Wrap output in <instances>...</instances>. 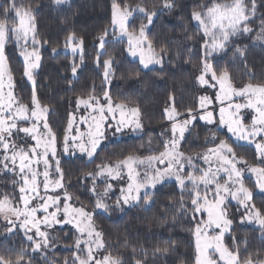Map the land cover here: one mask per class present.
Masks as SVG:
<instances>
[{"label":"snow or ice","instance_id":"snow-or-ice-1","mask_svg":"<svg viewBox=\"0 0 264 264\" xmlns=\"http://www.w3.org/2000/svg\"><path fill=\"white\" fill-rule=\"evenodd\" d=\"M51 2L55 6H60L67 3V0H51ZM162 6L171 9L175 6L174 0H162ZM0 9H2L0 15L4 17L0 19V172L11 173L18 177V180H13L12 183L14 187L18 186V199L23 205L22 208L17 207L14 196L8 194L0 196V215L10 225L6 230L11 232L18 226L26 230V235L32 232V235H27V239L32 242L33 250L36 251L47 248L51 243L52 237L46 229L55 224H73L80 233L74 245L77 250L74 253V264H123L119 256L113 257L111 253L98 256L100 250L106 246L102 233L94 226L92 211L86 210L83 205L76 207L70 203L73 197L66 189L63 197L59 194L46 195L49 190L51 167L49 157L50 155L55 157L57 143L56 134L45 116L49 109L39 103L35 87L32 91L31 107L21 103L12 91L15 85L10 74L7 83L9 90L6 94L4 92V76L8 59L5 55V45L9 39L14 38L20 48V55L24 62L23 75L32 81L33 85L35 84L32 70L38 67L40 61V55L36 49L40 41L35 32L34 9L31 6L26 7L22 0L19 3L17 0H5V3L0 5ZM256 10V0H211L210 4L201 2L195 5L191 12L192 20L197 23L205 37L202 44L204 58L201 74L197 77L198 81L202 85L216 87V84H210L205 79L211 73V79L216 81L220 88L215 96L216 101L220 103L225 100L231 101L233 96L246 98L247 101L244 104L237 103L234 107L229 103L228 107L220 108L219 126L226 127L233 143L223 139L198 157L186 155L180 150V142L184 139L187 126L197 117L191 115L192 110L189 109L190 119L178 121L177 117L181 114L176 112L174 106L166 107V118L173 121L172 136L162 142V151L146 157L128 155L115 164H100L97 165L95 172L85 173V178L92 180V186L88 190L95 197L94 208L104 212H108L113 206L120 208L121 202L129 204L143 199L147 204L151 200L150 188H155L158 183L174 178L181 190L180 208L185 214L188 209L183 203L184 193L187 192L190 197L193 222L190 231L194 237V264H264V260L253 261L251 256L241 260L239 249L233 251L224 244L225 233L233 224L226 208V201L229 198L236 200L245 210V214L241 216V223H244L245 219L248 222L256 221L264 233V211L255 206L253 190L244 183L246 174L255 176V189L259 193H264V84L248 83L237 89L233 86L227 70L217 74L208 62V57L213 52L223 51L231 38L252 33L253 29L249 24ZM134 13L142 14L147 23H141L138 29L130 30ZM156 15L155 5L149 10L140 3L130 5L121 4L117 0L112 2L111 28L113 31L111 35L117 42H124L126 38V51L133 57L138 56L139 63L144 69H148L151 64L162 65L163 57L167 54L163 47L158 52L147 37L146 29L154 22ZM107 37H109V30L106 28L98 37L101 50L109 42ZM191 38V36L188 37V39ZM255 41L264 42V20L255 36ZM69 46L73 55L78 51L82 54L83 39L79 38L77 43L76 34L70 33L66 39V47ZM52 51L56 53L57 50L53 48ZM237 52L241 56L244 55V51L239 48ZM102 54V52L97 53V64ZM113 62L112 57L103 61L106 82L111 75ZM76 71L77 66L74 65L73 74ZM135 75L139 76V72ZM103 98L107 104H101L100 97L96 95H89L87 99L77 98V107L84 105L86 109H91V112L87 117L80 119L81 123L87 125V130L80 131L77 127L75 135L72 134L75 117L69 119L62 142L65 153H68L70 149H79L91 159L102 140L106 138L105 133L108 128L114 127L115 132H121L124 127L132 125L135 129L142 128L138 108H128L124 103H117L113 107L112 99L107 91L103 92ZM212 103L210 97L200 98V107L206 110L200 119L208 124L214 123L213 112L207 111L208 105ZM241 109H250L253 113L250 123H244L245 116ZM117 110L120 112V119L112 125L108 122L106 113L114 116ZM126 112L131 119H125ZM21 122L28 126H21ZM215 138L213 134V140ZM28 139L35 143L29 144ZM150 144L151 140H149ZM245 147L254 149L257 164H250L245 156L238 155L236 149ZM197 158L203 160L207 167H199L195 162ZM41 164L44 166L42 172L39 170ZM56 165L55 171L59 174V179L55 181L53 191L55 188H65L63 171L59 168L58 160ZM139 166H144L143 173L137 170ZM124 168L127 169V186L121 187L120 196L115 205H109L106 200L113 190V185L108 181L123 179ZM40 176H43L45 195L40 194L41 181L38 179ZM98 179H103L102 191H97ZM36 200L41 202L32 205V202ZM50 208L54 210L50 212ZM37 212H42L44 215L37 217ZM17 221H19L18 225ZM82 244L83 248H81ZM81 251L85 253L84 257L79 255ZM168 251V247H157L154 250L155 253L161 254H166ZM23 259V254L18 255L15 261L0 255V264H22ZM135 264H143V262L136 260Z\"/></svg>","mask_w":264,"mask_h":264},{"label":"trees","instance_id":"trees-1","mask_svg":"<svg viewBox=\"0 0 264 264\" xmlns=\"http://www.w3.org/2000/svg\"><path fill=\"white\" fill-rule=\"evenodd\" d=\"M21 2V0H17ZM23 4L34 9L35 32L40 41V67L35 74V84L31 86L23 75L24 62L19 56L20 49L9 39L5 47L9 72L14 82V94L18 100L31 106V96L35 87L37 99L41 105L49 108L48 124L57 137V153L63 149V136L68 121L77 108V98L89 95L103 97L107 91L112 102L124 103L136 107L140 112L143 130L135 136L123 138L101 146L95 156L88 160L84 157H62L59 168L63 171V182L72 203L92 211L95 228L102 233L105 248L101 255L111 253L119 256L123 264H194V237L190 211V197L184 193L183 203L188 209L182 212L181 190L176 183H165L151 194V200L145 204L141 199L129 208L110 207L108 212L94 208L95 197L88 190L92 186L91 178L85 173L95 172L97 165L114 164L127 157L148 156L163 149L162 134L166 127L165 108L173 99L180 119L188 116L189 109L197 110L201 87L197 77L201 74L205 37L191 18L193 7L201 2L210 4L211 0H174V7L163 8L162 0H117L130 5L140 3L149 10L155 5L157 12L154 22L147 30V37L159 52L166 49L163 65L144 69L138 61L132 60L126 51L127 43L117 42L109 32L108 43L99 52L98 37L107 28H111L113 0H68L60 6L51 0H22ZM5 0H0L3 5ZM257 10L249 26L252 33L231 38L223 51L209 57L213 69L219 74L227 70L235 87H244L248 83L264 84V42L255 41V36L264 20V0H256ZM2 11V9H0ZM4 17L0 15V19ZM146 23L142 14L135 13L131 28H139ZM70 33L77 39H83L81 55L65 53L54 54L53 48H62ZM191 36V39L188 37ZM237 48L244 51L241 56ZM113 58L109 85L104 77L103 61ZM77 66L74 75L72 67ZM139 72V76L135 73ZM171 97V99H170ZM218 139H227L233 143L226 131H217L207 125L196 122L184 135L180 148L185 154H194L209 147L206 142L212 132ZM149 140L151 144L149 145ZM235 147V144H233ZM238 155L247 158L250 164H257L254 149L237 148ZM58 177L59 175H55ZM13 174L0 173V196L8 194L19 202L18 186ZM245 185L253 190V203L264 211V194L254 187V182L246 178ZM117 197L107 202L115 205ZM229 218L233 224L224 236V244L230 250L239 249L241 260L251 256L253 261L264 260V233L260 226L241 223L245 210L238 204L227 203ZM122 209V210H121ZM10 227L0 222V255L16 260L23 254L22 264H74L77 252L75 240L79 234L70 226H56L48 233L51 243L45 249L33 250V244L18 228L12 233ZM157 247H168L166 254L155 253ZM83 248V245H81ZM135 249V251H133ZM84 257V252H79Z\"/></svg>","mask_w":264,"mask_h":264},{"label":"rangeland","instance_id":"rangeland-1","mask_svg":"<svg viewBox=\"0 0 264 264\" xmlns=\"http://www.w3.org/2000/svg\"><path fill=\"white\" fill-rule=\"evenodd\" d=\"M67 1H68V0H67ZM134 14H135V13H134ZM154 18H155V17H154ZM146 23H147V21H146ZM195 23H196V22H195ZM151 25H152V24H151ZM151 25L148 26V28L146 29V32H147V30L151 27ZM196 25H197V23H196ZM112 31H113V29L110 28L109 32L112 33ZM107 39H108V37H107ZM124 40L126 41V38H124ZM12 41L16 44L14 38L12 39ZM78 41H79V40L77 39V43H78ZM16 45H17V44H16ZM5 47H6V45H5ZM17 47H18V46H17ZM18 48H19V47H18ZM19 49H20V48H19ZM36 49H37V51H38V53H39V51H40V49H41V44H40V43H39L38 45H36ZM98 49H99V52L102 51L100 48H98ZM56 50H57V51H56V53H54V54L65 53V54H71V55H73V54H72V51H71V46L66 47V44H65L62 48H58V49H56ZM29 51H31V46H29ZM218 52H219V51H217V52H213L212 55H214L215 53H218ZM127 53H128V52H127ZM75 55H78V56H79V55H81V53L78 51L77 54H75ZM212 55H211V56H212ZM19 56H20L21 59L23 60V57H22L20 54H19ZM128 56H129L132 60H135V61H138V62H139V57H138V56H137V57H133V56L129 55V53H128ZM211 56H209V57H211ZM209 57H208V58H209ZM208 62L211 64V62L209 61V59H208ZM140 65H141V64H140ZM162 65H163V62H162ZM162 65H161V64H151V65H149V68H148V69L155 68V67H161ZM211 65H212V64H211ZM141 66H142V65H141ZM39 67H40V61H39V63H38V67H36L35 69L32 70V72H33V79H35V74L38 72ZM142 68H143V67H142ZM77 70H78V69H77ZM76 72H77V71H76ZM9 74H10V72H9V68H8V64H7V70H6V72H5V76H4V85H5V86H4V92H5V94H6L7 91L9 90V89L7 88L8 75H9ZM75 74H76V73H75ZM75 74H74V75H75ZM10 75H11V74H10ZM25 77H26V76H25ZM205 79H207V80L209 81L210 84H216V87H214V88H213V87H210L208 84H203V85H202V84L199 82L202 92H201V95H200V97H199L198 108H197V110L191 112V115L196 116L197 118H196L195 120H193V121L187 126V129H186L184 135H185V134H186V133L192 128V126H193L196 122H201V123L207 125L208 127L212 128V129H214V130H217V131H226V132H227L226 127L219 126L220 108H221V107H225V108L228 107V104H229V103H231V104L233 105V107H234V105L237 104V103H239V104H244V103L247 102V101H246V98H243V97H237V96H233L231 101H227V100H225L223 103H220L219 101H216L215 96H216V94H217V93L219 92V90H220V88H219V84H218L216 81H213V80L211 79V73H209V74L205 77ZM26 80L28 81V83H29L31 86H34V85H33V82L30 81V80H28L27 77H26ZM34 81H35V80H34ZM106 84L109 85V78H108V81L106 82ZM233 86H234V85H233ZM234 87H235V86H234ZM235 88L238 89V88H242V87H235ZM12 91L14 92V88L12 89ZM202 96H207V97L212 98L213 103H212L211 105H208V107H207V111H212V112H213L214 123H212V124H208L205 120L200 119V116L204 115L205 112H206L205 109H202V108L200 107V98H201ZM85 99H86V98H85ZM100 103H101V104H107V101L102 97V98H100ZM114 106H115V103H113V107H114ZM171 106H174V107H175L173 99L170 101L168 107H171ZM30 107H31V106H30ZM127 107H128V108H133V107H130V106H127ZM48 109H49V108H48ZM175 109H176V108H175ZM90 112H91V109H86V107H85L84 105H80L79 108L77 107L76 110H75V112L72 113V115H71L70 118L75 117V121H74V123H73V129H72V134H73V135L76 134V128H77V127L80 129V131H86V130H87V125L84 124V123H81V122H80V119H81V117H87V116L89 115ZM176 112H177V110H176ZM241 112H242V113L244 114V116H245L244 123H245V124L250 123L251 115L253 114V113L251 112V110H250V109H241ZM177 113H178V112H177ZM48 114H49V111L45 114L47 121H48ZM93 114H95V113H93ZM106 114H107V117H108V122L111 123L112 125H115L116 121L120 119V112H119V110H117V111L115 112L114 116H113V114H108V113H106ZM226 115H227V114H226ZM179 117H180V115L177 117V120H178V121H183V120H186V119H190V115H189V114H188L187 117H185V118H183V119H180ZM125 119H131V117L127 114V112H126V115H125ZM166 119H167V118H166ZM139 121H140V123H141L140 115H139ZM166 123H167V124H166V127L164 128V133L162 134V140H163V141L166 140V139H168V138H170V137L172 136L171 127H172V123H173V121L167 119ZM141 124H142V123H141ZM21 126H28V125H25V124H23V122H21ZM106 127H107V125H106ZM142 130H143V127H142L141 129H135L134 125L129 126V127H124V128H123V131H121V132H115L114 127H112V128H108L107 131H106V133H105L106 138L102 140V142H101L99 148H100L101 146L105 145V144L110 143V142L117 141V140H120V139H123V138H128V137H131V136L138 135ZM227 133H228V132H227ZM213 134H215V137H216L215 140H213ZM228 134L231 136L230 133H228ZM21 135H23V134H21ZM181 141H182V140H181ZM219 141H220V140L218 139L217 133L214 131V132H212V133L209 134V136H208V138H207V140H206V142L210 144L209 147H208L207 149H205V150H201V151H198V152H196V153H194V154H186V155H191V156H194V157H198L200 154L205 153L209 148H213L216 144L219 143ZM28 143H29V144H34L35 142L32 141L31 139H28ZM180 143H181V142H180ZM179 147H180V146H179ZM99 148H98V149H99ZM98 149H97V151H98ZM162 150H163V149H162ZM162 150H161V151H162ZM180 150H181V148H180ZM181 151H182V150H181ZM75 156L84 157V158L90 160V158H89L85 153H81V152L79 151V149H70V151H69L68 153H65L64 150L62 149L61 154H58V153H57V148H56V155H55V157L53 158V157H51V155H50V157H49V163H50L51 167H50V169H49V173H50V175H49V190H48V192L46 193V195H56V194H59V195H61V197H63V193H64V191H65L64 189L55 188V190L53 191V188L55 187V181L58 179V177H55V175H57V176L59 175V174L55 171L56 166H57V165H56V161L58 160V161L60 162V160H61L62 157H64V158H70V157H75ZM94 156H95V155H94ZM146 156H147V155H146ZM146 156H141V157H146ZM92 158H93V157H92ZM92 158H91V159H92ZM195 162H196L197 165H198L199 167H201V168H206V167H207V165L204 163L203 160H200V159L197 158ZM114 164H115V163H114ZM158 166H160V165H158ZM43 168H44L43 164L39 165V170H40L41 172L43 171ZM137 170L140 171L141 173H143V171H144V166H139V167L137 168ZM187 170L190 171L191 169H187ZM0 173H1V172H0ZM122 175H123V179H116V180H109V181H108L109 183H111V184L113 185V190L109 193V198L106 200V202H108L109 199H110L112 196L118 198V197L120 196V189H121V187L126 188V186H127V169H126V168L123 169ZM14 177L16 178V180H18V177H17V176H14ZM246 178H250V179H252L253 182L255 181V176H251V175L246 174L245 179H246ZM38 179H39V181H41V184H40V194H41V195H45V192H44V189H43V184H42L43 176H40ZM244 181H245V180H244ZM165 183H176V184H177L176 180H175L174 178H172V179L166 180V181H164V182H162V183H158V184L156 185L155 188H150V189H149V192L152 193L154 190H156L157 188H159L160 186H162V185L165 184ZM177 185H178V184H177ZM178 186H179V185H178ZM103 188H104V182H103V179H98V180H97V191H102ZM262 194H264V193H262ZM140 195H141V197L143 196V189L141 190ZM116 200H117V199H116ZM40 202H41V201H38V200L33 201V202H32V205H35L36 203H40ZM138 202H139V201H138ZM138 202H130L129 204H123V203L121 202V207H122V208H129V207H131V206L137 204ZM229 202H230V203H234V204H238L236 200H232V199H230V198L226 201V204L229 203ZM70 203H72V201H70ZM16 204H17V207H21V208L23 207V205H22L21 202H17ZM72 204H73V203H72ZM32 205H30V206H32ZM238 205H239V204H238ZM74 206H75V205H74ZM76 207H78V206H76ZM242 208H243V207H242ZM243 209H244V208H243ZM53 210H54V209H52V208L49 209L50 212L53 211ZM86 210H87V209H86ZM97 210H98V209H97ZM88 211H89V210H88ZM98 211H102V210H98ZM36 215H37V217H42V216L44 215V213H42V212H37ZM205 217H206V214H205ZM21 219H22V218H21ZM0 222L6 224V225H8V226H10V225L7 223V221L4 219V217H3L2 215H0ZM245 222L248 223V224L256 225V226L259 225L258 222H256V221L248 222L247 219H245ZM18 224H19V221H17V225H18ZM56 226H70V227L74 228V230H75V231L79 234V236H80V233L77 231V229L75 228V226H74L73 224H67V223H63V224H55L53 227H56ZM94 226H95V225H94ZM41 227H42V229H43V225H42ZM53 227H51V228H53ZM17 228H18L19 230H21L23 233L26 234V230H25V229H22V228H20V227L17 226L16 228H14V230L17 229ZM49 229H50V228H48V229H46V230L48 231ZM14 230H13V231H14ZM13 231H11L10 233H12ZM33 231H34V230H33ZM228 232H229V231H228ZM228 232H226L225 235H226ZM32 234H33L32 232H28V233H27V235H32ZM27 235H26V237H27ZM81 239H86V237H81ZM82 245H83V244H82ZM83 247H84V245H83ZM101 250H102V249H101ZM101 250H100V251H101ZM84 255H85V253H84ZM99 255H101L100 252L98 253V256H99Z\"/></svg>","mask_w":264,"mask_h":264}]
</instances>
